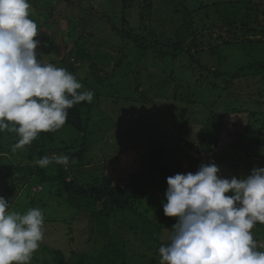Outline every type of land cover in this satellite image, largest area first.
I'll use <instances>...</instances> for the list:
<instances>
[{
    "label": "rangeland",
    "instance_id": "374dc122",
    "mask_svg": "<svg viewBox=\"0 0 264 264\" xmlns=\"http://www.w3.org/2000/svg\"><path fill=\"white\" fill-rule=\"evenodd\" d=\"M150 2L153 3L152 8L148 6ZM29 3L30 18L40 26L36 39L41 43L37 51L43 53L45 62L61 60L66 49L72 47L74 20L81 19L80 26L74 31L86 33L81 25L89 23L87 30L95 33V41L114 46V49L100 45L94 51L86 49L94 58H97V48L116 54L112 56L115 59H111V68H103L109 79L103 85L96 83L92 74L98 71L90 73L89 63L77 74V79L83 84L82 90L94 92L93 101L89 103L93 111L86 116V131L79 133L66 128L58 133L54 143V147L64 151L47 154L49 157L67 155V168L73 169V175L79 181L88 173L93 175L106 167V172L112 173L115 184H121L119 179L126 181L129 173L144 169L147 162L143 157L151 140H161L165 146L175 145L182 130L188 128L196 138L205 135L207 139H213V135L220 134L217 143H213L205 153H209L210 161L219 166L222 178L235 176L239 179L251 175L254 167L264 168V71L257 69L259 64L264 63V0H136L127 11L120 0H29ZM202 6H211L207 14ZM187 8L194 12L196 34L200 41L206 50L214 49L213 54L202 52L196 58L202 66L213 68L212 72L200 73L199 66L185 52H178L175 61H158V67L155 59L154 65L153 59L142 61L127 52L132 50V43L122 39L114 29H133L134 35H144L147 39H150L149 33L155 30L156 41H160L162 36L165 40L170 39L184 24V17L172 16V13ZM248 14L253 26L258 27L257 21L262 24L252 37L253 41L243 40L244 30L240 29V20L231 32H228L229 28H223L222 19L237 15L246 18ZM122 56H126L127 60L116 69ZM240 69L241 82L235 85L234 81L232 85L231 80ZM164 70L166 72H162ZM214 71L223 76L217 77L219 74H214ZM106 74L100 75L105 79ZM229 81L232 90H242V93L228 94L231 87L227 84ZM176 85L182 88L168 90V87ZM218 102L222 107L216 106ZM211 110L224 114L222 131L209 119L212 118ZM184 111L185 116H181ZM246 132L252 135L245 136ZM86 133L95 146L84 155V159H79L78 153ZM94 133L97 137L93 136ZM240 141L243 145L246 142L243 150L235 147V144L240 147ZM127 146H134L135 151H126ZM17 158L22 166L39 167V158L26 155L23 149ZM73 160L75 163H72ZM11 161V157H0V178L6 174L4 170ZM196 162L195 165L187 164L186 171L182 173H196L202 164H209L205 157ZM26 181L19 188L10 208L22 214L31 208H39L44 215L45 238L30 264H40L38 260L42 257L46 264H59L55 251L62 252L68 259L72 252L88 253L98 246L108 250L110 244L123 253L125 251L127 256L126 262L118 260L116 264H141L138 257L153 256L154 250L150 249L146 231L152 230V227L143 225L142 218L145 216L156 225L160 222L163 204L166 203V191L163 189L150 190L148 196L132 205L136 212H119V215L107 220L105 227L106 224L95 223L93 216L81 213L84 206L80 210V205L70 202L68 195L59 199L56 195L49 196L52 189L48 188L49 184L45 183L42 175H33ZM6 183L3 178L0 180V185ZM54 189L56 194L57 187L54 186ZM65 201L66 207L59 208ZM119 216L126 224L134 225V229H129ZM109 223L112 225L110 228ZM258 223L253 235L264 238ZM170 236L169 232H164L163 240L170 242ZM257 245L258 250L264 251V239L257 241ZM160 259L159 256L156 264H160Z\"/></svg>",
    "mask_w": 264,
    "mask_h": 264
},
{
    "label": "clouds",
    "instance_id": "9594fccd",
    "mask_svg": "<svg viewBox=\"0 0 264 264\" xmlns=\"http://www.w3.org/2000/svg\"><path fill=\"white\" fill-rule=\"evenodd\" d=\"M30 10L29 0H0V132L19 137L14 151L61 129L69 109L94 98L74 74L45 62ZM191 156L211 160L209 153ZM37 163L67 167L69 157L46 155ZM220 171L215 163L202 164L196 173L167 178L164 215L177 223L170 243L159 247L160 264H264L251 231L264 224V168L239 179L222 178ZM44 238L42 210L22 214L0 196V264H30Z\"/></svg>",
    "mask_w": 264,
    "mask_h": 264
},
{
    "label": "trees",
    "instance_id": "16d2710c",
    "mask_svg": "<svg viewBox=\"0 0 264 264\" xmlns=\"http://www.w3.org/2000/svg\"><path fill=\"white\" fill-rule=\"evenodd\" d=\"M120 1L123 4V9L127 11L132 8V5L136 0ZM246 3L253 4L252 2ZM148 6L152 8L153 3H148ZM202 7L206 11V14L211 8V6ZM175 15L184 17L182 19V22L184 24L182 27H179L176 32H174V37L166 40L164 39V36H162V39L160 41H156L157 36L155 34V30L154 32L152 31L153 33L151 32L152 34L149 33L150 39H147L148 37L144 35H134L135 31L133 29H130L129 31H127L124 27L123 30H120L119 28L114 29L122 36V39L128 40L130 44L132 43V45H130V47H133L132 50H129L127 52H131L132 54L136 55L138 59L141 58L142 61H144L145 59H153L152 65H154L155 59V65L156 67H158V61H175V59H177L178 55L176 54L178 52H185L191 59V61L199 66L200 73L206 71L212 72L213 68L202 66L196 59L197 56L202 52L208 51L209 53L213 54L214 49L209 48L206 50V46H204V44L200 41V38L197 36L195 19H193L194 12H191V10H188L187 8L184 10H176L174 13H172V16ZM249 16L250 14H248L246 18L239 15L224 18L222 19V26L223 28H229L228 32H231L238 25V20H240V29L244 30L243 37L245 39L243 40H250L251 42L253 41L252 37L257 34L258 27H260V25L262 26V24L256 20L258 27L253 26V23L248 20ZM73 23V33H71V37L73 39L72 47L70 49H66V54L61 60L49 63H52L53 65L55 64L57 67L65 68L75 76H77V74L85 68L86 64L89 63L90 73L98 71V73L92 74L95 82L103 85L105 80L109 79L108 73L106 74V72L103 71V68L110 67L111 59H115L112 56H115L116 54L113 55L111 53L105 52L104 49L100 50L97 48V59L94 58L89 51H86V49L92 48L94 51L98 45H100L102 48L110 47L111 49H114V46L109 43L107 44L104 41H95L97 39L95 33L87 30L89 23L81 25L82 28H84L83 31H86L87 35L85 32L84 34L74 31V29H77V27L80 26L81 19L77 21L74 20ZM38 27L40 29V26ZM136 51L137 53H135ZM125 60H127V57L122 56L120 61L115 66L117 67L116 69H119V65H122V61ZM102 63L104 64L102 65ZM114 69L115 68H113V71ZM257 69L259 72L264 71V63L259 64ZM100 72L106 74L105 79L101 77ZM162 72H166V70ZM215 72L216 74H219L217 75V77L223 76L222 74L220 75L219 71H214V74ZM241 75L242 70L240 69L237 72L235 78L231 80L232 85H234V81L235 85L237 84V82H241ZM114 78L116 77L114 76ZM87 79V77L84 78L85 81H87ZM231 82L229 81L227 82V84ZM229 85L231 87H229L230 93L228 94H236V92L240 94L242 93V90H232L233 86L231 84ZM169 88L179 89L182 88V86H170L168 87V90ZM216 106L222 107L220 105V102H218ZM92 111V106L87 101H83L80 104L75 105L73 108L68 110L67 121L61 129L57 130L56 132L41 133L39 137L32 142L31 146L28 145L22 149L25 151L26 155H30L32 158L37 156V158L39 159L43 158L49 153L64 151L61 148L54 147V143L58 133L65 130L66 128H72L79 133H84L86 131L85 129L88 122L86 116L91 114ZM210 113V116H212V118L209 119H212V121H214V123L217 125L218 130L222 131L224 114H222L221 112H215L213 110H211ZM182 115L185 116V111L181 113V116ZM182 132L181 133L183 135H180V138L175 145L169 144L165 146L162 144L164 142H162L161 140H151V143L147 147L143 157V159L147 162L144 169L139 172L136 171L134 173H129L126 181H122L121 179H119L121 184L118 185L115 184L112 173L106 172V167L100 169V171H95L93 175H89L88 173L85 178L79 181L77 176L74 177L73 169L67 168L63 165L53 163L47 168H41L39 166L37 169H34L30 166H22L17 158L20 150L22 149H16L15 151L13 150V146L18 142L19 137L15 133H10L7 131L0 132V157L5 159L11 157L12 159L10 164L7 166V169L4 170L7 172L2 178L4 181H7V183L5 185H0V196H3L6 200H9L11 206L13 200L15 199V196L18 195L19 186L26 182V180H28L33 175L39 174L44 177L45 183L49 184L48 188L52 189L50 190L49 196L56 195V197L59 199L68 195L70 202H77L80 205V210L84 206V210H82L81 213H83L84 215H91L96 220L95 223L105 225L106 223H108L107 220L110 221L111 217L116 216L117 214L119 215V212L135 211L133 210L132 205L139 201L141 198L148 196V192L150 190L163 189L164 191H166L168 187L167 178L169 176H174L177 173L185 172L187 169V164L195 165L197 163L194 157L191 156V152H193L194 150H196L197 154L207 152L213 143H217V140H219L218 137L220 135H213V139H207V136L205 135L201 136L200 138H196L195 134L191 132V128L182 130ZM247 133L248 132H246L244 135L246 136ZM87 135L88 134L86 133L83 137V145L81 144L82 146L78 153L79 159H84V155H87L95 146L94 143H92V139L88 138ZM249 135L252 134H248L247 136ZM93 136L97 137L96 133H94ZM96 140L97 138L95 139V141ZM131 144L133 145L134 143ZM245 145H243V142L240 141V147L238 144H235V147L243 150ZM129 146H127L126 151L134 152V146L132 148H128ZM194 146H196V148H194ZM68 153L69 152H66L65 154ZM2 178H0V180ZM54 186L57 187L58 190L56 194L55 192H53L55 190ZM58 193L60 195L62 194V196H59ZM4 194H6V196H4ZM60 207H66V201L64 204L59 205V208ZM118 218L121 222L126 224L120 216ZM138 220L140 219L138 218ZM142 223L143 225H149L150 227H152L153 231H146L149 235L150 249H153L154 251L153 256L150 258L142 256L138 257V263L156 264L158 261V257L160 256L159 247L161 245H167L170 243L163 240L164 232H169L170 234H172V229L173 226L177 223V219L174 217L165 216L163 211L162 218L157 225L151 222V220H149L145 216L142 218ZM126 225L129 227V229H134V225ZM110 226L112 227V225L109 223V228ZM105 227H107V224ZM258 228L262 229L264 234V224L258 223ZM255 230L256 228H253L251 230L252 233ZM93 233L95 234L96 230ZM253 236L256 241H261L264 239L261 236ZM95 242L97 244L96 240ZM54 254L57 255L59 264H116L115 262L118 260L124 262L127 261L125 251L124 253L119 251L112 244L109 245L108 250L104 249L102 246H98L88 253L82 252L81 254H79L72 252L70 258L68 259H66L64 254L60 251H55ZM42 258H40L38 262L40 264H46V260L43 261Z\"/></svg>",
    "mask_w": 264,
    "mask_h": 264
},
{
    "label": "built area",
    "instance_id": "2783aa9c",
    "mask_svg": "<svg viewBox=\"0 0 264 264\" xmlns=\"http://www.w3.org/2000/svg\"><path fill=\"white\" fill-rule=\"evenodd\" d=\"M209 164H212V161H210Z\"/></svg>",
    "mask_w": 264,
    "mask_h": 264
},
{
    "label": "crops",
    "instance_id": "0c3cea01",
    "mask_svg": "<svg viewBox=\"0 0 264 264\" xmlns=\"http://www.w3.org/2000/svg\"><path fill=\"white\" fill-rule=\"evenodd\" d=\"M227 150V149H226ZM241 157V156H240ZM241 163V162H240Z\"/></svg>",
    "mask_w": 264,
    "mask_h": 264
}]
</instances>
